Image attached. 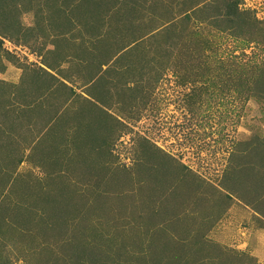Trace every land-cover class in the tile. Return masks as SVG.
Instances as JSON below:
<instances>
[{"label": "rangeland", "instance_id": "374dc122", "mask_svg": "<svg viewBox=\"0 0 264 264\" xmlns=\"http://www.w3.org/2000/svg\"><path fill=\"white\" fill-rule=\"evenodd\" d=\"M73 1H47L71 25L0 0V264H67L91 241L144 264H264L241 201L264 211V43L195 22L192 0ZM240 1L262 21L264 0ZM158 13L161 51H120Z\"/></svg>", "mask_w": 264, "mask_h": 264}, {"label": "trees", "instance_id": "16d2710c", "mask_svg": "<svg viewBox=\"0 0 264 264\" xmlns=\"http://www.w3.org/2000/svg\"><path fill=\"white\" fill-rule=\"evenodd\" d=\"M47 1L49 0H35L34 3L41 9V11H48V13H50L54 9V12L56 14L64 13V16H66V18L68 19L69 15L66 14L67 13L66 10H69L68 9L69 7H66L64 5L56 7V8L49 7L47 6ZM62 1L66 2L68 0H62ZM83 1L84 0H74L73 2H75V6L77 7L81 3H83ZM122 1L124 3H121ZM174 1L175 0H173V2ZM41 2L42 4L44 2L42 6H41ZM241 3L242 2L240 0H192L191 7L188 10V14L190 15L191 13H193L192 18L194 19L195 22L208 23L209 21L213 22L214 20H220L219 25L221 26L222 30H225L227 32H232L233 35L244 33L245 35L246 34L249 35L253 41L264 43V18L262 19V21H258L252 15L251 12H249L248 10L242 9ZM147 4L151 6L150 0L145 1V5ZM167 4H169V2L167 3L165 0H159V2L157 3L158 9L168 8ZM134 5H137V3H133L132 1L129 2L127 0H119V1L116 0V3H115V6L118 8V10L120 7H125V6L132 9ZM215 8L218 9V12L213 13ZM111 10H113V8ZM214 14H217V15L214 16ZM154 16L155 17H152V18L150 17L151 19L149 21H145V22H150L151 25H149V27L146 26L145 28H140V31L138 32L135 31L134 33H131V35L128 34L127 37L125 35L120 36V38L123 40H129L126 44L127 47H121L120 51L126 48L130 49L132 45L135 46L136 44L144 40V38L145 39L150 38L151 36L149 35L155 32V30L158 31L162 28L170 26V25H167L168 23L162 22L161 24L159 13L158 15H154ZM144 19H145V15H143L142 17H139V20L136 24L144 22ZM68 21L72 25V22L74 21V19L73 20L68 19ZM160 35L161 33L154 35L153 37H151L152 40L149 39L150 41L147 42L149 45L147 49H149L150 53L152 50H157L158 52L161 51V47L163 44L161 45L152 44V41H154V39L156 40L157 38H159ZM172 56H174V54ZM174 59L176 58L174 57ZM259 77L261 80L260 94H262L263 96L264 95V87H263L264 86V70L260 72ZM258 200H261V198L259 197L257 201H251L250 199L246 197H244V199L243 198L241 199L243 203L248 204L250 206L254 204L255 211L264 218V211L260 209L257 203ZM73 240H75L74 237H72L71 240L68 241V244L64 245L66 249H69L74 246V244H72ZM95 244H96L95 241L88 242V245H86V247L83 250H81L79 253H76L75 255L73 253L71 256L67 257V260H66L67 264H133L134 260H135L134 264H144L143 263L144 259L142 258V256H140L139 258H136L138 254L128 255V253H124L123 255L122 254L119 255L118 253L116 256L114 255L112 256L111 254H109L111 253L109 251H111L112 246H106V249H105L106 252L104 254L95 253L93 252V250L95 249L94 247L97 245ZM123 248H126L125 244H123L120 249H123ZM144 257L151 258L150 264H160V261L153 258V256H150V255L148 256L145 254ZM185 258H187V255H181L178 258H171L170 264H188L187 262H184Z\"/></svg>", "mask_w": 264, "mask_h": 264}, {"label": "crops", "instance_id": "0c3cea01", "mask_svg": "<svg viewBox=\"0 0 264 264\" xmlns=\"http://www.w3.org/2000/svg\"><path fill=\"white\" fill-rule=\"evenodd\" d=\"M246 235H247L246 237L247 243L245 244L252 249V254L258 256V258L264 259V229L248 231ZM257 242L258 245H256Z\"/></svg>", "mask_w": 264, "mask_h": 264}, {"label": "built area", "instance_id": "2783aa9c", "mask_svg": "<svg viewBox=\"0 0 264 264\" xmlns=\"http://www.w3.org/2000/svg\"><path fill=\"white\" fill-rule=\"evenodd\" d=\"M16 48V46H14Z\"/></svg>", "mask_w": 264, "mask_h": 264}]
</instances>
